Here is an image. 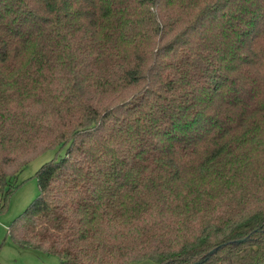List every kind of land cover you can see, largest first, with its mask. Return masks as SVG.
Returning <instances> with one entry per match:
<instances>
[{
    "label": "trees",
    "instance_id": "trees-1",
    "mask_svg": "<svg viewBox=\"0 0 264 264\" xmlns=\"http://www.w3.org/2000/svg\"><path fill=\"white\" fill-rule=\"evenodd\" d=\"M49 149L19 246L264 264V0H0L1 209Z\"/></svg>",
    "mask_w": 264,
    "mask_h": 264
},
{
    "label": "rangeland",
    "instance_id": "rangeland-1",
    "mask_svg": "<svg viewBox=\"0 0 264 264\" xmlns=\"http://www.w3.org/2000/svg\"><path fill=\"white\" fill-rule=\"evenodd\" d=\"M57 156L49 149L33 158L18 173L19 186L12 192L5 209L0 195V263L1 264H61V258L44 250L19 246L10 234V228L39 193L37 172L46 162ZM17 221V222H18Z\"/></svg>",
    "mask_w": 264,
    "mask_h": 264
},
{
    "label": "water",
    "instance_id": "water-1",
    "mask_svg": "<svg viewBox=\"0 0 264 264\" xmlns=\"http://www.w3.org/2000/svg\"><path fill=\"white\" fill-rule=\"evenodd\" d=\"M212 252H214V251H212ZM212 252H211V253H212Z\"/></svg>",
    "mask_w": 264,
    "mask_h": 264
}]
</instances>
